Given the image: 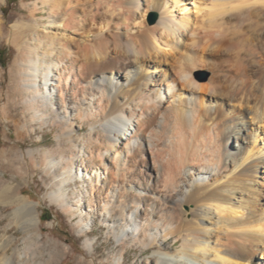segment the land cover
Masks as SVG:
<instances>
[{"label": "bare ground", "instance_id": "obj_1", "mask_svg": "<svg viewBox=\"0 0 264 264\" xmlns=\"http://www.w3.org/2000/svg\"><path fill=\"white\" fill-rule=\"evenodd\" d=\"M7 1L0 41L17 55L0 72V123L17 145L0 146V173L44 174L80 236L100 222L118 248L101 264L131 248L147 255L134 264H264V0H38L9 32ZM36 125L57 131L59 154L21 150ZM11 208L0 264H62L38 206L0 178V225Z\"/></svg>", "mask_w": 264, "mask_h": 264}, {"label": "rangeland", "instance_id": "obj_2", "mask_svg": "<svg viewBox=\"0 0 264 264\" xmlns=\"http://www.w3.org/2000/svg\"><path fill=\"white\" fill-rule=\"evenodd\" d=\"M38 0H8L2 6V17L6 24V31L9 32L13 24L17 21L22 20L26 17L28 21H33L34 18L30 10H27L25 4H33ZM39 2V1H38ZM45 10V11H44ZM48 15L49 11L41 8L40 14L36 16V19L40 20L42 27L48 26ZM155 13H151L148 16V23ZM55 31V30H54ZM17 50L11 45L8 39L4 38L0 41V72L3 70L7 73L9 67L12 65L16 58ZM210 76L209 71L206 68L198 69L195 73V78L198 82L204 84L208 82ZM7 74L3 76V88L6 90L8 87ZM1 91V90H0ZM36 133L26 143H18L21 146L22 151L35 150V151H47L54 154H59L61 148L57 141V131L50 127H35ZM89 131V130H88ZM88 131H83L78 134L86 135ZM17 137L15 127L8 123H0V146L4 150H10L17 145ZM34 143V144H33ZM4 146V147H3ZM30 169V168H29ZM29 175L22 177L19 175L12 176L9 173H0V178L6 180L7 183L15 184L19 186L23 196L33 204L38 206L40 215L49 218L48 221L41 220L40 230L42 232V240L47 246H52L54 242L60 246H66L68 248V254L63 258L62 264H81L82 258L85 260L94 259L97 264H101L105 259L109 258L112 253L117 251V245L114 240H109L106 234V228L97 222L90 230L87 236H80L76 223L79 219L71 220L70 217L65 214L60 208L51 204L49 199L46 197L50 193V189L47 186L48 179L39 171H29ZM82 185L80 182H72L68 187L69 200L83 201V194L80 193ZM70 202V203H71ZM14 209H9L1 217L0 233L3 234L5 228L10 223V217L13 214ZM19 226H13L9 236L15 239L14 248L22 247L24 233ZM86 240H91L95 243L97 253L94 255L88 254L84 250V243ZM52 244V245H50ZM17 246V247H16ZM152 252H150V255ZM141 256V251L138 249L131 248L127 254L126 264H134L138 258H146Z\"/></svg>", "mask_w": 264, "mask_h": 264}, {"label": "water", "instance_id": "obj_3", "mask_svg": "<svg viewBox=\"0 0 264 264\" xmlns=\"http://www.w3.org/2000/svg\"><path fill=\"white\" fill-rule=\"evenodd\" d=\"M156 19H157L156 16L153 15L152 18L150 19V22H151V23H154V22L156 21Z\"/></svg>", "mask_w": 264, "mask_h": 264}, {"label": "trees", "instance_id": "obj_4", "mask_svg": "<svg viewBox=\"0 0 264 264\" xmlns=\"http://www.w3.org/2000/svg\"><path fill=\"white\" fill-rule=\"evenodd\" d=\"M41 220H43V221H48L49 218H45V216H43V218H42V216H41Z\"/></svg>", "mask_w": 264, "mask_h": 264}]
</instances>
